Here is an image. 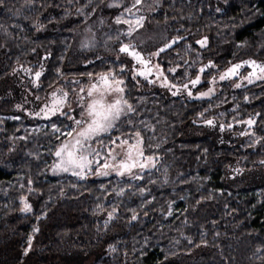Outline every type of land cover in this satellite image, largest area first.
Returning <instances> with one entry per match:
<instances>
[{
	"label": "trees",
	"instance_id": "trees-1",
	"mask_svg": "<svg viewBox=\"0 0 264 264\" xmlns=\"http://www.w3.org/2000/svg\"><path fill=\"white\" fill-rule=\"evenodd\" d=\"M87 2L5 0L0 6V264H60L68 260L67 254L92 256V264H264V181L257 173L264 166L260 163L264 140L252 144L264 137V81L240 89L223 83L208 99L188 100L141 77L133 80L128 54L119 52L121 43H130L148 57L174 36H184L152 59L168 81L178 85L195 78L199 68L212 60L215 67L206 69L196 88L203 90L213 75L233 63L264 61V0H142L137 15L145 21L132 37L122 34L128 26L117 25L114 17L133 0H121L119 9L105 7L111 0L103 4L92 0L85 9ZM39 23L45 27L37 31ZM205 36L206 47L195 44ZM82 43L91 46L81 47ZM46 52L51 56L42 59ZM40 63L45 71L37 89L20 65L34 72ZM121 63L126 65L121 77L126 98L136 113L135 127L126 121L119 127L125 133L141 131L145 154H157L156 168L144 171L138 180L50 175L54 156L49 149L54 151L56 144L51 123L70 122L59 115L41 120L28 112L38 111L54 89L63 88L71 97L75 88L86 86L88 77L80 73L108 68L119 73ZM16 116L20 119L12 118ZM206 118L214 119L215 126L205 125ZM249 118L256 123L247 125ZM141 121L152 127L146 129ZM220 123L226 125L223 132ZM129 183L132 188L126 186ZM114 187H124L125 194L117 197ZM139 188H147L151 195H141ZM21 196L32 205V212L19 211ZM145 199L151 203L141 208ZM98 204L104 211L96 209ZM112 207L117 213L105 229ZM131 209L138 220L130 219ZM33 227L39 232L33 233ZM201 232L208 243L196 247ZM29 234L32 250L21 260ZM108 244L117 251H107Z\"/></svg>",
	"mask_w": 264,
	"mask_h": 264
},
{
	"label": "snow or ice",
	"instance_id": "snow-or-ice-1",
	"mask_svg": "<svg viewBox=\"0 0 264 264\" xmlns=\"http://www.w3.org/2000/svg\"><path fill=\"white\" fill-rule=\"evenodd\" d=\"M227 2V0H225ZM5 0H0V6H3ZM92 3V0L83 5V8H88ZM104 3V0H101V4ZM142 0H133V3L130 6L123 7V11L114 17L115 23L117 25H127L126 33L128 37H132L133 33L137 29L142 28L145 17L143 15H137L140 9L137 5H141ZM99 5H97L98 7ZM105 7L109 9H119L121 7V0H111L107 3ZM135 9V11H133ZM11 11V9H9ZM92 11H96V7L92 8ZM217 12L221 9L217 8ZM259 11V10H257ZM77 13L87 17V13L82 12L81 9H77ZM124 13L129 14V18H124ZM16 14H19V9L16 10ZM264 14V13H261ZM27 18V17H26ZM103 23V19L100 21ZM2 27V26H0ZM19 27V25H16ZM37 31L42 30L45 25L39 23L37 26ZM6 32V30H5ZM7 34V32H6ZM121 33L118 32L115 39H120ZM27 39V37H25ZM109 40L113 39L112 36L108 37ZM185 40L184 36H174L169 42L165 43L163 47L159 48L156 52H149L148 58L146 59L142 52L138 51L136 47L130 43H121L119 47L120 53H126L137 61L141 66L138 71H133L132 79L136 80L137 75L143 77L149 84L153 83V80L148 79L152 74L153 67H150L151 57L158 56L160 53L164 52L165 49L171 48L178 41ZM208 43V38L202 37L201 39L195 40V44L200 47H206ZM91 45L87 43H82L81 47H89ZM187 49H191L192 45L187 44ZM32 52H36V49H31ZM51 56V52H46L45 56L42 59H47ZM62 60L63 57H60ZM97 59H100L97 57ZM117 62H119V57H117ZM187 63V61H185ZM247 65L251 68V71L247 73L246 76H241L240 79L246 80L249 84H252L254 81H264V63H258L254 59L242 60L238 63L231 64L224 72L220 73L219 80L224 81L239 75V70ZM126 65L123 63L120 64V72L117 73L114 68H108L105 71L101 72H86L80 73L81 76L88 77V84L86 86H81L79 92L75 93L76 103L79 108L78 115L75 114V109L72 105L68 103L69 92L63 88H57L50 93L51 99L45 102L38 111L28 112L29 116L33 117H43L46 120H50L52 116L59 114L60 117H64L70 123L64 124L63 122L51 123L52 134L55 136L56 144L54 151L49 149L50 154L55 157V160L51 166L53 172H63L71 173L74 177H77L81 180H86L89 176L97 177H108L111 174H115L118 177H131L132 180L143 179L142 176H139L134 169H139L141 172L145 169L156 168L159 163L157 154L153 153L151 155L145 154V144L144 136L141 131L137 128L134 132L125 133L121 130L119 125L122 121H126L127 125L130 128L135 127L134 120L132 116L136 113V108L132 103L129 102V99L126 98V84L125 80L122 77ZM158 77H162L161 84L162 86L171 89H176L172 92V95H177L181 88L187 91L189 97L193 96L192 90L189 88V84L195 87L201 82V74L205 73L206 69L215 67V63L212 60H209L207 64H203L195 76L194 79H189L188 83L184 84H171L168 81V78L163 75V72L160 70L161 66L159 64L154 65ZM179 67V65L177 66ZM20 69L26 74L32 76L31 84L39 89L40 88V79L44 75V64L40 63L39 69L33 72V69L30 67H24L20 65ZM169 72H176V68H169ZM12 72H17V68H12ZM56 72L59 74L60 69L57 68ZM187 75V73H185ZM74 83H79V81H73ZM216 77L213 76L209 81L210 84H215ZM139 83V81H137ZM236 88H240L241 84L239 82L234 83L233 85ZM214 93V88L209 87L206 91H201L196 93V96L199 98L209 97ZM36 100H40V96H36ZM244 100H248V96H244ZM17 109H21V104H16ZM207 111V109H205ZM223 115V113L221 114ZM259 115V113H256ZM198 116L203 117L204 113H198ZM13 119L19 120L20 117H12ZM144 124V127L150 128L151 125L146 124L144 121L140 122ZM203 123L209 126H215V120L212 118L203 119ZM241 123V121H237ZM247 125L252 126L256 123L255 120L249 118L246 121ZM220 130L223 132L225 129V124L220 123ZM232 124H227V128L231 129ZM154 130V129H153ZM34 131H40L39 128L34 129ZM118 133V135H113ZM248 133H241V135H246ZM255 136L253 132L251 134ZM20 139H27V137H21ZM264 140V137H260L257 140H253L252 144H256ZM251 146V145H250ZM148 147H151L149 145ZM158 147V145H157ZM205 152L207 150L205 149ZM103 153V162H100V158ZM260 163L264 165V160H261ZM154 183V181H149ZM167 181L165 180V183ZM33 181L28 180V184L31 185ZM128 188H132V184L126 185ZM23 187V185H21ZM75 187V185H73ZM100 188L105 189L104 184H100ZM29 191H32L30 188ZM112 191L117 197H121L125 194L124 187H114ZM137 191L143 195L148 193L151 195V192L147 188H139ZM135 195V193H133ZM155 197H153V200ZM22 207L19 208V211L22 213L32 212V205L24 197H20ZM151 201L145 199L140 205L141 208H144L146 204H150ZM199 203V201H197ZM97 210L104 211V208L101 205L96 206ZM95 211V210H94ZM132 215L130 219L132 221L138 220V214L135 209H131ZM117 213V208L112 207L110 211H107V218L104 220L103 227L108 228L111 221L115 219ZM147 211L144 212L146 216ZM168 215L172 214L171 206H169ZM46 215V213H42ZM37 220L40 219V216L36 217ZM214 223V222H213ZM33 233L39 232L38 227H33ZM204 233L201 232V241L200 244H196V247H199L201 244L207 245L208 241L204 239ZM217 236L219 233L216 234ZM33 235L29 234L26 241V246L23 247L21 253V260L24 256H27L32 250ZM189 243H192V240L189 238ZM107 251L115 253L117 251L116 247L113 244H108ZM191 249H189V252ZM144 252H141L143 255ZM127 256V252L124 253ZM172 255H176L172 253ZM168 260V256L165 255V261Z\"/></svg>",
	"mask_w": 264,
	"mask_h": 264
},
{
	"label": "rangeland",
	"instance_id": "rangeland-1",
	"mask_svg": "<svg viewBox=\"0 0 264 264\" xmlns=\"http://www.w3.org/2000/svg\"><path fill=\"white\" fill-rule=\"evenodd\" d=\"M133 11H135V10H133ZM124 18H129V14L127 13L126 14V16L124 17ZM128 57H129V59H130V62H129V67H128V70H129V72L131 73V75H132V73H133V71L135 70V71H138L139 69H140V65L138 64V62L137 61H135V60H133V58L131 57V56H129L128 55ZM154 56H152L150 59H151V64L149 65L150 67H153V71H152V74L148 77V79H151V80H153V85H156V86H158V87H160V88H164L166 91H168V88H166V87H164V86H162V84H161V79H162V77H158L157 75H156V72H157V70H156V68L154 67V65H156L155 63H154V61H153V58ZM145 58L147 59L148 57H147V55L145 56ZM248 60V59H247ZM257 61V60H256ZM258 63H264V61H257ZM238 63V62H237ZM234 64V63H233ZM231 66V65H230ZM230 66H228V67H230ZM227 67V68H228ZM227 68H225L224 70H222V71H220V72H218L217 74H215V75H213V76H215L216 77V82H215V84H210L209 83V81L211 80V78L213 77H211L210 79H209V81H208V85H207V87L205 88V89H203V90H200V91H198V90H196V88H197V86L202 82V79H201V82L199 83V84H197L195 87H193L191 84H189V88L192 90V92H193V96L192 97H189L188 95H187V91L186 90H184L183 88H181L180 89V91L177 93V95H181V96H183V97H185L186 99H188V100H202V99H208V98H210V97H212L213 95H215L217 92H218V89H219V85L220 84H223V83H230L231 85H232V87L234 88V89H240V88H243V87H246V86H248V85H251V84H249L246 80H242V79H240V77L241 76H246L247 75V73L249 72V71H251V68H249L247 65H245V66H243L240 70H239V75L238 76H235V77H231L230 79H226V80H224V81H220L219 80V75H220V73H222V72H224ZM202 75V74H201ZM138 77H140L139 75H137ZM141 78H143V77H141ZM144 79V78H143ZM194 79V78H193ZM257 81H259V80H257ZM257 81H254L253 83H255V82H257ZM236 82H239L240 84H241V87L240 88H236V87H234L233 85H234V83H236ZM252 83V84H253ZM88 84V83H87ZM86 84V85H87ZM209 87H213L214 88V93L211 95V96H209V97H203V98H199V97H197L196 96V93H198V92H201V91H206ZM80 88V87H79ZM79 88H75L73 91H72V95H71V97H68V103L69 104H71L72 105V107H73V109H75V114H77L78 115V112H79V108H78V106H77V103H76V95H75V93H78L79 92ZM55 90V89H54ZM53 90V91H54ZM173 91H176V89H173ZM172 91V92H173ZM51 99V96L49 95V98H48V101ZM57 115H59V114H57ZM39 119H41V120H45L42 116L41 117H38ZM54 160H55V157H54ZM54 160H53V162H54ZM100 162L102 163L103 162V153H102V156H101V158H100ZM53 164V163H52ZM52 166V165H51ZM153 169V168H152ZM148 170H151V169H145L144 171H148ZM134 171L135 172H137V174L139 175V176H141L142 174H143V172L144 171H140L139 169H134ZM258 174H259V181H264V166H263V168H262V171H258L257 172ZM49 174L50 175H53V176H58V175H70V176H73L70 172L69 173H63V172H53L52 170H51V167H50V169H49ZM110 176H116L114 173L113 174H111ZM92 177H97V176H89L88 178H92ZM116 177H118V176H116ZM77 178V177H76ZM98 178H104V177H98ZM118 178H120V177H118ZM124 178H126V179H129V180H132L131 179V177H128V176H125ZM66 259H68L67 261H65V262H62V261H60V264H92L93 263V257L92 256H86V257H84V258H81V257H79L78 255H66V258H65V260Z\"/></svg>",
	"mask_w": 264,
	"mask_h": 264
}]
</instances>
